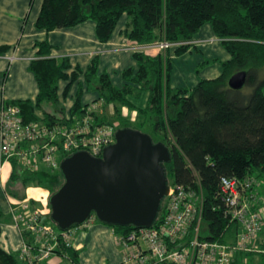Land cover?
Instances as JSON below:
<instances>
[{"label":"trees","instance_id":"obj_1","mask_svg":"<svg viewBox=\"0 0 264 264\" xmlns=\"http://www.w3.org/2000/svg\"><path fill=\"white\" fill-rule=\"evenodd\" d=\"M123 15L127 18L123 33L128 41L136 45L160 40L186 42L175 48L176 55L184 53L191 45L188 42L208 23L230 58L221 62L217 77L199 79L192 88H175L170 85L172 59L167 52L152 54L134 50L136 67L125 68L121 73L123 83L116 86L107 72L99 71L97 55L84 71L75 68L68 74L69 59L51 56L52 46L48 41H35L36 57L29 64L38 87L35 101L5 102L19 107L24 123L62 122V118L45 112L43 107L51 105L63 116L64 109L58 100L59 81L68 80L63 91L66 94L71 82L82 75L86 89L97 93L95 101L101 100L103 108L112 104L114 109L112 114L91 112L93 120L115 122L117 129L147 133L153 142L167 146L171 157L164 163L168 184H182L201 191L199 238L227 242L238 227L225 214L221 178L253 180L248 192L254 195L253 207L257 209L261 199L258 188L264 184V0H42L35 27L48 32L92 20L97 39L105 43ZM8 49L9 46L0 45V56ZM239 71L246 73L244 85L231 88L228 80ZM81 88L79 85L69 110L72 117L83 115L87 107L82 104ZM143 93L148 94L147 101L144 107H139L134 100ZM124 107L134 110L135 116L123 115ZM38 110L42 116L37 114ZM144 126L150 132L141 129ZM10 162L8 191L15 197L23 198L18 193L19 187H44L52 194L63 183L60 168L52 173L44 168L31 172L14 159ZM164 199L154 225L164 213ZM30 202L34 204L33 200ZM95 219L98 220L96 216ZM110 226L121 234L134 228ZM259 235L256 240L259 250L244 253L247 256L258 253L260 264H264V225ZM57 253L78 264V251L72 247H61ZM0 264L20 263L15 252L0 247ZM230 264L241 263L235 257Z\"/></svg>","mask_w":264,"mask_h":264},{"label":"built area","instance_id":"obj_2","mask_svg":"<svg viewBox=\"0 0 264 264\" xmlns=\"http://www.w3.org/2000/svg\"><path fill=\"white\" fill-rule=\"evenodd\" d=\"M181 44L186 42L160 40L150 45L131 43V48L147 51L156 47L159 51ZM93 108H96L94 103L77 117L64 113L59 115L62 122L47 125L39 121L24 123L18 106L3 102L0 105V169L3 163L14 159L31 172L44 168L52 173L59 169L66 154L87 151L100 157L103 149L114 143L117 124L95 122L90 115ZM252 184L251 179L221 178L225 214L238 227L235 240L227 242L199 238L201 191L182 184H170L163 202L164 213L156 225L134 227L116 236L122 252L121 264L164 261L230 264L240 252L258 251L256 240L264 222L261 211L253 207L254 195L248 192ZM8 207L12 226L20 239L19 247L14 250L20 264H53V255L63 257L58 255V249L73 247L72 237L77 228L95 220V215L91 214L81 224L61 230L51 221L48 204L39 208L24 198L9 200Z\"/></svg>","mask_w":264,"mask_h":264},{"label":"crops","instance_id":"obj_3","mask_svg":"<svg viewBox=\"0 0 264 264\" xmlns=\"http://www.w3.org/2000/svg\"><path fill=\"white\" fill-rule=\"evenodd\" d=\"M41 3L42 0H0V45L9 46L5 54L0 56V105L7 100L30 99L35 101L38 87L33 73L29 71V64L36 57L35 41H48L52 46L51 56L57 59L67 57L71 65L68 74L75 68L84 71L95 55L99 57V71L107 72L114 85H116L114 77L121 75L122 79L121 73L127 68L126 66L136 67V61L132 56L134 50L131 48V42L123 33L127 19L124 15L116 24L111 38L103 43L95 35V23L92 20H86L73 27L48 32L37 29L35 20L39 14ZM174 50L175 48L172 47L167 51V54L174 62L181 59V62H178L177 66L173 68V74H170V85L175 88H192L199 79L217 77L221 72V62L230 58L229 53L223 48L220 39L208 23L199 29L191 40L190 47L184 53L176 55ZM147 51L152 54L159 52L156 47H150ZM190 58L193 63L187 65ZM203 62L205 63L202 64ZM197 65L200 67L196 68ZM67 84L68 80H61L58 84V100L65 110H70L73 104L74 98L72 97H75L72 95L73 88L76 86L73 90L76 94L79 85H81L82 104H86V108H90L94 103L96 108L92 110L97 114L113 113L112 104L103 108L100 103H97L98 101H95L98 97L97 93L86 89L82 75H79L77 81L71 82L67 93L63 94ZM147 97L148 94L143 93L134 100V103L139 107H144ZM122 113L125 116H135V111L129 110L127 107L123 108ZM37 114H41V111L38 110ZM11 172V162L3 163L0 169V192L2 193L0 195V228L2 225L9 229L12 228L13 234H15L17 231L12 226L8 207L9 200L17 199L13 196L14 194L8 191V186L11 184ZM29 187L18 188V192L23 197L19 199H30L34 201V205L40 206L38 200L32 197L26 198L28 193L33 191L29 190ZM8 193L12 194L11 198ZM258 193L262 199L258 201V206L264 222V184L259 186ZM4 217H6V222H1ZM9 229L8 231L11 232ZM75 233L72 237V248L78 251V264L121 263L122 252L116 242V236L119 233L110 225L95 219L90 224L77 228ZM234 240L235 234L228 237V241ZM4 241L6 240L4 239ZM243 253L236 255L239 263H261L258 253L249 256ZM99 257H102L100 261H98ZM51 262L53 264H64L65 262L72 264L67 257L57 255L51 257Z\"/></svg>","mask_w":264,"mask_h":264},{"label":"water","instance_id":"obj_4","mask_svg":"<svg viewBox=\"0 0 264 264\" xmlns=\"http://www.w3.org/2000/svg\"><path fill=\"white\" fill-rule=\"evenodd\" d=\"M245 79L239 71L228 84L239 89ZM114 139L100 157L76 151L61 160L63 183L48 197L50 219L59 229L91 214L107 225H153L169 191L164 166L171 160L169 148L131 128H118Z\"/></svg>","mask_w":264,"mask_h":264},{"label":"rangeland","instance_id":"obj_5","mask_svg":"<svg viewBox=\"0 0 264 264\" xmlns=\"http://www.w3.org/2000/svg\"><path fill=\"white\" fill-rule=\"evenodd\" d=\"M125 16V15H124ZM126 17V16H125ZM188 44H191V41H190V43H188ZM172 47H174V48H177V47H179V45L178 46H172ZM172 47H170V48H168V49H165V50H159V52H167V51H169ZM178 62H181V59H179L177 62H174V61H172V69L170 70V74L172 73L173 74V68H175L176 66H177V63ZM193 63V61H192V59L190 58V59H188V62H187V65H191ZM126 67H128V66H126ZM198 67H200V65H197V67L196 68H198ZM114 79H115V83H116V85H121L122 83H123V80L121 79V75L120 76H115L114 77ZM76 88V86L73 88V90ZM72 90V95H75L74 94V91ZM72 98H74V97H72ZM84 99V101H85V98H83ZM98 103V102H97ZM113 108V107H112ZM43 109H44V111L45 112H47V113H50V114H55L56 115V117H59V115H60V113L59 112H57L56 113V111H55V109H54V107L53 106H51V105H44V107H43ZM64 110H65V108H63ZM63 110V111H64ZM69 110L68 109H66L65 111H64V113L66 114V113H69L68 112ZM41 116L43 115L42 114V111H41V114H40ZM127 116V115H126ZM141 129H143V130H145V131H148V132H150V128L149 127H147V126H144V127H142ZM153 137H156V135L154 134V133H150ZM170 178V177H169ZM29 190H33L32 192H29L28 193V195L26 196V198H29V197H32L33 199H35V200H38L39 201V204H40V206H38L39 208H41V207H43L45 204L47 205L48 204V194H50V190L49 189H47V188H44V187H39V186H34V185H30V187H29ZM19 193V192H18ZM9 194V196H10V198H11V193H8ZM21 193H19V195H20ZM0 195H2V193L0 192ZM17 199H19L18 197H17ZM6 220V217H4V218H2V221L1 222H6L5 221ZM8 227H6V226H1V228H0V246L5 250V251H7V252H12V251H14L15 249H17L18 247H19V241H20V239H19V237H18V234L17 233H15V234H13V229L12 228H10L9 230L12 232H9L8 231ZM76 232V231H75ZM74 232V234L73 235H75L76 233ZM5 235V236H4ZM4 239L6 240V241H4ZM116 248V247H115ZM102 257H99V260L98 261H100V259H101ZM258 258V257H257ZM259 260H260V258H258ZM258 260V261H259ZM260 262V261H259ZM109 264H110V262H108ZM64 264H70V263H68V262H65ZM121 264V263H120ZM249 264H258V263H255V262H253V263H249Z\"/></svg>","mask_w":264,"mask_h":264}]
</instances>
